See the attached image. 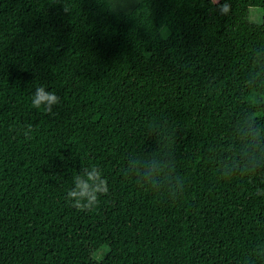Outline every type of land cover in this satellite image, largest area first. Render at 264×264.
Listing matches in <instances>:
<instances>
[{"label": "trees", "instance_id": "1", "mask_svg": "<svg viewBox=\"0 0 264 264\" xmlns=\"http://www.w3.org/2000/svg\"><path fill=\"white\" fill-rule=\"evenodd\" d=\"M224 2L0 0V264H264V0Z\"/></svg>", "mask_w": 264, "mask_h": 264}, {"label": "clouds", "instance_id": "2", "mask_svg": "<svg viewBox=\"0 0 264 264\" xmlns=\"http://www.w3.org/2000/svg\"><path fill=\"white\" fill-rule=\"evenodd\" d=\"M221 14L229 11L230 5L227 2L219 3ZM64 11L69 8L64 6ZM60 104V97L53 90H46L45 86L35 89L31 97L33 108L42 109L46 114H51L54 107ZM31 129V125L28 126ZM108 192L107 180L98 169L93 166L90 169L84 168L73 179V187L67 191L66 201L77 211H92L99 205V197Z\"/></svg>", "mask_w": 264, "mask_h": 264}, {"label": "rangeland", "instance_id": "3", "mask_svg": "<svg viewBox=\"0 0 264 264\" xmlns=\"http://www.w3.org/2000/svg\"><path fill=\"white\" fill-rule=\"evenodd\" d=\"M214 1H218V0H214ZM262 11H263L262 8L259 6L252 7L250 9L248 18L250 19V21L260 22L262 19ZM108 251H109V247L104 246L103 248H101V250L98 251V253L95 255V258L96 259L102 258Z\"/></svg>", "mask_w": 264, "mask_h": 264}]
</instances>
